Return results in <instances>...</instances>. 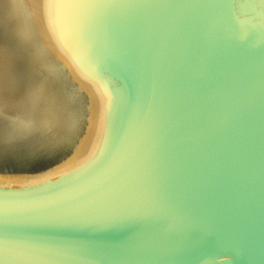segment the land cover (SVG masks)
Returning <instances> with one entry per match:
<instances>
[{
  "label": "water",
  "instance_id": "obj_1",
  "mask_svg": "<svg viewBox=\"0 0 264 264\" xmlns=\"http://www.w3.org/2000/svg\"><path fill=\"white\" fill-rule=\"evenodd\" d=\"M102 94L104 161L0 198V264H264V0H44ZM0 159L48 170L66 152Z\"/></svg>",
  "mask_w": 264,
  "mask_h": 264
},
{
  "label": "bare ground",
  "instance_id": "obj_2",
  "mask_svg": "<svg viewBox=\"0 0 264 264\" xmlns=\"http://www.w3.org/2000/svg\"><path fill=\"white\" fill-rule=\"evenodd\" d=\"M106 145L103 96L60 50L44 0H0V159L67 147L48 170L0 172V198L47 193L102 163Z\"/></svg>",
  "mask_w": 264,
  "mask_h": 264
},
{
  "label": "rangeland",
  "instance_id": "obj_3",
  "mask_svg": "<svg viewBox=\"0 0 264 264\" xmlns=\"http://www.w3.org/2000/svg\"><path fill=\"white\" fill-rule=\"evenodd\" d=\"M11 78V76L9 77V79Z\"/></svg>",
  "mask_w": 264,
  "mask_h": 264
}]
</instances>
